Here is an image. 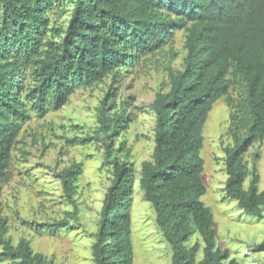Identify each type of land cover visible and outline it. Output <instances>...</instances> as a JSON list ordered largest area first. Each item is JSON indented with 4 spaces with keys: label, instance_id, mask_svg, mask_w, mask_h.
Masks as SVG:
<instances>
[{
    "label": "trees",
    "instance_id": "obj_1",
    "mask_svg": "<svg viewBox=\"0 0 264 264\" xmlns=\"http://www.w3.org/2000/svg\"><path fill=\"white\" fill-rule=\"evenodd\" d=\"M58 4L61 13L71 12L66 25L51 18ZM176 29L187 32L184 66L169 71V90H159L151 103L156 146L153 159L142 163L140 185L172 247L171 264L196 263L201 243L188 244L194 234L204 242L202 264H224L231 250L217 245L214 213L202 199L208 191L204 126L225 97L233 136L224 148L225 190L246 213L264 218V189L257 171L250 177L246 159L249 147L264 139V0H0V183L8 178L17 136L32 112L43 117L61 108L78 87L102 82L163 47ZM128 105L125 100L120 111L100 114L96 134L82 140L110 138L125 126ZM112 161L115 177L104 197L93 264H133L132 163ZM81 170L76 162L59 173L76 212ZM68 225L60 219L44 228ZM9 229L0 213V261L58 264L29 239L15 244ZM230 263L239 264L234 258Z\"/></svg>",
    "mask_w": 264,
    "mask_h": 264
},
{
    "label": "rangeland",
    "instance_id": "obj_2",
    "mask_svg": "<svg viewBox=\"0 0 264 264\" xmlns=\"http://www.w3.org/2000/svg\"><path fill=\"white\" fill-rule=\"evenodd\" d=\"M61 7L58 4L50 15L53 21L66 25L71 12L61 13ZM186 34L184 29H176L163 47L102 82L78 87L61 108L43 117L32 112L23 123L11 153L8 178L0 183V213L8 220L7 235L15 244L29 239L35 251L58 264H93L92 247L102 228L104 197L115 177L112 157H119L132 163L133 264H171L172 247L157 224L156 210L141 188L140 178L142 163L153 159L156 146L157 116L151 103L159 90H169V71L183 68ZM239 91L236 87L234 95ZM125 100L129 105L124 127L108 139L82 140L96 134L100 114L120 111ZM230 113L226 98H220L204 126L203 175L208 191L202 199L214 213L217 245L231 250L224 264H231V258L239 264H264V218L246 213L225 190L228 174L224 148L233 143ZM123 141L126 148L120 149ZM246 159L250 177L257 171L259 187L264 189V139L249 147ZM76 162L82 167L74 196L77 212L59 176ZM60 219H68L69 225L53 231L44 228L46 222ZM196 241L201 247L195 264H202L201 237L194 234L188 244Z\"/></svg>",
    "mask_w": 264,
    "mask_h": 264
}]
</instances>
